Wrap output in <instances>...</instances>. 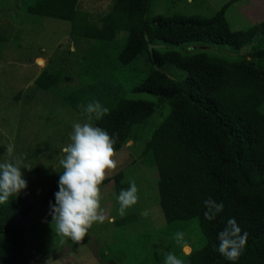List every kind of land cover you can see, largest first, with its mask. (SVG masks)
<instances>
[{
	"label": "rangeland",
	"instance_id": "374dc122",
	"mask_svg": "<svg viewBox=\"0 0 264 264\" xmlns=\"http://www.w3.org/2000/svg\"><path fill=\"white\" fill-rule=\"evenodd\" d=\"M39 1L0 0V159L6 157L7 146L12 144L14 156H21L30 169H22L28 186L19 194L31 209L25 233L27 264H46L49 259L52 264H162L159 249L174 250L178 255L180 246L172 239L177 231L185 233L189 244L186 251L181 249L183 254L200 248L204 239L194 217L199 215L207 196L185 182L175 186L179 176L160 196L157 169L151 157L142 156L145 143L169 113V107L158 103L156 97L130 93L148 74L151 62L144 55L121 66L118 53L123 48L124 35L111 43L102 42L101 33L72 37L70 20L51 14L55 4L64 9L67 3L64 12L72 8L86 12L91 28H99L100 17L111 9L114 0H61L43 8ZM229 2L225 18L232 30L245 32L264 20V0H147L144 19L150 22L157 15L174 13L209 17ZM261 38L257 36V40ZM149 42L152 50H165ZM174 49L183 55L204 52L230 62L251 58L248 47L235 51L228 46L191 43ZM43 71L57 76L49 90L35 85ZM162 71L177 81L186 78L183 70L172 65L163 66ZM105 83H113L114 88H103ZM82 87L93 90L69 99L82 92ZM95 91H101L102 97L96 96ZM115 97L151 100L157 109L144 123L133 127L116 152L117 168L106 176L111 181L101 185L104 222H95L88 236L76 243L55 232L43 197L52 186L53 176L62 168L59 160L63 147L70 142L72 123L86 119L79 105L91 100L105 105ZM71 100L77 101L79 109ZM120 172L123 177L117 190L119 185L113 177ZM130 180L136 182L138 202L121 216L116 196L129 187ZM175 220L184 222L171 231L175 223L169 225Z\"/></svg>",
	"mask_w": 264,
	"mask_h": 264
},
{
	"label": "trees",
	"instance_id": "16d2710c",
	"mask_svg": "<svg viewBox=\"0 0 264 264\" xmlns=\"http://www.w3.org/2000/svg\"><path fill=\"white\" fill-rule=\"evenodd\" d=\"M53 1L55 4L61 0H40L38 4L43 8ZM230 4L209 17L174 13L157 15L148 22L144 19L147 0H114L111 9L100 17L99 28H91L86 12L73 8L64 12L67 3L64 9L55 4L51 13L70 20L72 37L101 33L100 40L111 43L124 35L123 48L118 53L121 66L144 55L151 62L148 74L130 93H146L169 107L142 151V156L151 157L157 169L159 195L163 197L179 176L175 186L185 182L198 187L207 199L211 197L225 206L215 220L205 219V206L194 217L204 240L189 254L178 248V256L186 264H264V20L245 32L232 30L225 18ZM257 36L263 38L257 40ZM149 41L165 50L149 52ZM191 43L228 46L235 51L248 47L251 58L230 62L204 52L183 55L174 49ZM165 65L183 70L186 78L173 79L162 71ZM56 81V75L43 71L35 85L49 90ZM105 87L111 89L114 85L105 83ZM89 89L92 87H82V92L69 99H77ZM94 94L102 97L101 91ZM70 102L78 108L77 101ZM104 106L109 113L93 123L118 137L116 152L133 127L144 123L157 109L151 100L125 97H115ZM62 171L61 168L53 176L52 186L43 197L48 213L55 203ZM122 177L121 172L117 173L114 183L119 185ZM110 181L105 179L103 184ZM30 210L21 196L0 204V264H27L24 247ZM228 218H235L242 232L248 233L247 243L235 262L227 261L216 250L217 234ZM179 222L184 221L170 223L169 226L175 223L171 231L177 230Z\"/></svg>",
	"mask_w": 264,
	"mask_h": 264
},
{
	"label": "clouds",
	"instance_id": "9594fccd",
	"mask_svg": "<svg viewBox=\"0 0 264 264\" xmlns=\"http://www.w3.org/2000/svg\"><path fill=\"white\" fill-rule=\"evenodd\" d=\"M86 119L73 122L70 142L63 147L55 203L50 205L52 227L61 236L80 243L88 236L95 222L103 223L104 210L101 207V185L109 171L117 168L114 145L118 137L111 136L93 121H100L109 113V108L99 100H91L79 105ZM22 169H29L21 156H14V146L9 144L6 157L0 159V204L11 197H18L27 188ZM30 170V169H29ZM116 199L118 213L124 216L126 210L138 202V188L134 180L129 181L127 189H121ZM206 208L204 217L215 220L224 210L223 202L209 197L203 201ZM172 239L186 251L189 247L183 231H177ZM248 233L242 232L235 218H228L217 234L216 250L230 262L238 260L247 243ZM162 264H186V261L173 251L159 249ZM46 264H52L49 259Z\"/></svg>",
	"mask_w": 264,
	"mask_h": 264
},
{
	"label": "water",
	"instance_id": "95a60500",
	"mask_svg": "<svg viewBox=\"0 0 264 264\" xmlns=\"http://www.w3.org/2000/svg\"><path fill=\"white\" fill-rule=\"evenodd\" d=\"M148 49H149L150 52L152 51V47L151 46H149Z\"/></svg>",
	"mask_w": 264,
	"mask_h": 264
}]
</instances>
